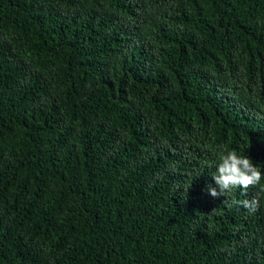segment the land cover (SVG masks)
<instances>
[{
  "label": "trees",
  "instance_id": "obj_1",
  "mask_svg": "<svg viewBox=\"0 0 264 264\" xmlns=\"http://www.w3.org/2000/svg\"><path fill=\"white\" fill-rule=\"evenodd\" d=\"M229 150L264 174V0H0V264H264Z\"/></svg>",
  "mask_w": 264,
  "mask_h": 264
},
{
  "label": "clouds",
  "instance_id": "obj_2",
  "mask_svg": "<svg viewBox=\"0 0 264 264\" xmlns=\"http://www.w3.org/2000/svg\"><path fill=\"white\" fill-rule=\"evenodd\" d=\"M212 179L216 187L208 185L206 191L214 199L224 197L226 193L237 188L245 192L249 188H259L264 191V185L261 184L264 174L261 173L260 167L254 165L250 158L238 154L235 150L219 153L216 174L212 176ZM232 204L246 208L250 212H255L259 207L256 198L232 201Z\"/></svg>",
  "mask_w": 264,
  "mask_h": 264
}]
</instances>
